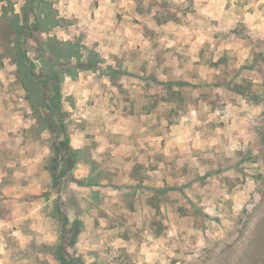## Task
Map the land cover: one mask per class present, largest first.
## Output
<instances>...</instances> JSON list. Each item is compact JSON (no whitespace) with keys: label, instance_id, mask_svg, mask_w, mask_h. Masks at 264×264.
Listing matches in <instances>:
<instances>
[{"label":"rangeland","instance_id":"rangeland-1","mask_svg":"<svg viewBox=\"0 0 264 264\" xmlns=\"http://www.w3.org/2000/svg\"><path fill=\"white\" fill-rule=\"evenodd\" d=\"M5 15L26 35L0 37V264H248L264 0H0ZM55 41L71 45L51 68Z\"/></svg>","mask_w":264,"mask_h":264},{"label":"trees","instance_id":"trees-1","mask_svg":"<svg viewBox=\"0 0 264 264\" xmlns=\"http://www.w3.org/2000/svg\"><path fill=\"white\" fill-rule=\"evenodd\" d=\"M41 1L43 2L44 0H41ZM6 17H7L6 15L4 17H2V16L0 17V20L2 21L0 23V37L2 35H4V34H7L6 33V28H4V27H6L9 24L10 26H13L14 28L17 29V30H15L16 31V35L18 37L17 42L20 44L22 42V40L24 39L25 35H26V26L23 25V24H20V22L17 21V20L14 23H12V22L8 21L9 19L6 18ZM3 20H6V22H4ZM45 30L48 31V29H45ZM55 43L56 44L54 46H52V44H51V45H48L47 48L42 47V49H41V53L42 54L40 55V58L43 61L44 65L46 63H49L48 66H50L51 68H54L56 65H58V60L61 59V55L58 54V52H56L54 50L56 45L58 47L62 46V45H69V46L71 45V43H68V42L55 41ZM18 48H19V50L14 55V59L15 60H18V59L21 60L22 64H21V67H19L20 71H22V69H25V71H26L25 76H27L28 78H32L34 74L31 72V69L28 66H26L27 65L26 64L27 55H26L24 49H22L21 47H18ZM76 56L80 57V54L76 53ZM77 63H78L77 66H79L80 70L84 69L83 68L84 65L81 62V60H78ZM53 65H55V66H53ZM76 71H77V68H75V67H70L69 69L65 70V72H67V73H74ZM60 76H61L60 73L55 75L56 78H60ZM114 76H115V72L113 71V76H111V77H114ZM33 83L34 84H32V85H34V88H32L31 92L32 91L35 92V90H38L36 88H38V86L40 84L38 82H33ZM173 86H174V84L172 83V87L168 88L169 94L171 95V102L176 107H183L184 101L181 100L180 102H178L177 98H176L177 96H180L181 93L179 91H174ZM231 90H234V89H231ZM41 91H42V95H41V99H42L44 97L45 90L41 89ZM55 95H56V97H55L54 100H56V101L58 100L59 101V99H60V91L56 90L55 91ZM263 228H264V226H261V228L257 231V233H256V235L254 237V239L256 240V243L252 244V246H253V254H252L253 259L251 261H249L248 264H264V241H263L264 240V229ZM225 263L228 264V261L225 260Z\"/></svg>","mask_w":264,"mask_h":264}]
</instances>
